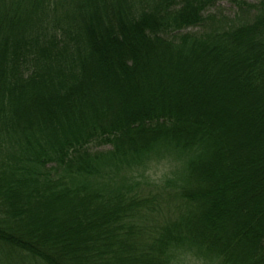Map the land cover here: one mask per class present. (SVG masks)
<instances>
[{
  "label": "trees",
  "instance_id": "1",
  "mask_svg": "<svg viewBox=\"0 0 264 264\" xmlns=\"http://www.w3.org/2000/svg\"><path fill=\"white\" fill-rule=\"evenodd\" d=\"M219 1L0 0V264H264V0Z\"/></svg>",
  "mask_w": 264,
  "mask_h": 264
},
{
  "label": "rangeland",
  "instance_id": "2",
  "mask_svg": "<svg viewBox=\"0 0 264 264\" xmlns=\"http://www.w3.org/2000/svg\"><path fill=\"white\" fill-rule=\"evenodd\" d=\"M233 2L232 0H220L217 5L223 7L226 11L232 8ZM155 163L151 164L150 167L147 168L145 173V178L148 181L155 183V185H160L162 181L171 175V164L163 161H154Z\"/></svg>",
  "mask_w": 264,
  "mask_h": 264
},
{
  "label": "clouds",
  "instance_id": "3",
  "mask_svg": "<svg viewBox=\"0 0 264 264\" xmlns=\"http://www.w3.org/2000/svg\"><path fill=\"white\" fill-rule=\"evenodd\" d=\"M172 264H175V261ZM179 264H224V258L222 254L214 250H198L196 247H193L188 250L185 258Z\"/></svg>",
  "mask_w": 264,
  "mask_h": 264
}]
</instances>
